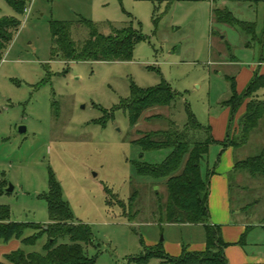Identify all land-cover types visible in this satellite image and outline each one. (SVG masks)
Listing matches in <instances>:
<instances>
[{"label":"rangeland","instance_id":"obj_1","mask_svg":"<svg viewBox=\"0 0 264 264\" xmlns=\"http://www.w3.org/2000/svg\"><path fill=\"white\" fill-rule=\"evenodd\" d=\"M0 3V18L16 16L21 21L0 61V206L10 209L11 219L48 223L42 195L48 193L53 174L75 220L91 228L93 241L85 249L93 264H139L136 259L145 245L160 241L171 255L179 254L183 244L189 249L204 243L203 225L164 221L167 187L136 175L133 162L141 150L133 141L140 133L168 128L169 120L183 125L187 106L203 125L226 110L221 104L231 96L226 76L242 83L241 76L264 56V0H221L217 5L213 0H32L22 14ZM214 6L254 23V31L215 22ZM81 19L93 22L103 34L133 24L145 39L130 61L69 62L55 57L51 21L71 22V36L80 45L90 35ZM162 79L180 93L178 98L172 106L146 110L132 126L128 109L115 107L130 96L132 81L148 88ZM244 88L240 85L241 93ZM257 97L264 100V88ZM153 115L162 118L150 119ZM241 115L237 113L229 136L237 145L231 155L235 163L264 149V117L245 140ZM220 149L211 146L202 164L204 176ZM167 153L144 152L143 160L159 163ZM227 176L226 240L238 241L240 229L252 225L244 246L226 248L229 264L264 262V174L241 169ZM10 185L14 189L7 192ZM33 232L27 229L25 236ZM46 241L44 235L35 245L20 242V247L42 252ZM148 264L167 263L154 258Z\"/></svg>","mask_w":264,"mask_h":264},{"label":"trees","instance_id":"obj_2","mask_svg":"<svg viewBox=\"0 0 264 264\" xmlns=\"http://www.w3.org/2000/svg\"><path fill=\"white\" fill-rule=\"evenodd\" d=\"M3 1L17 14L24 13L28 3V0ZM219 1L221 0H213L216 5ZM212 15L217 23L239 25L248 31L255 29L254 23L238 20L227 8L214 6ZM81 22L90 29V35L79 45L71 36V22L51 21L52 53L55 57L69 62L130 61L136 45L145 39L142 31L133 24L114 28L109 34H103L97 30L93 22L86 19H81ZM154 23L158 26L159 18L155 17ZM20 24L21 21L16 16L0 18V61ZM259 63H264V56L260 58ZM229 80L231 96L222 102L224 107L230 109L227 135L223 141L214 138L212 126L200 123L189 106L186 108L187 121L183 125L179 126L173 120H169L168 128L140 133V137L133 141L141 150L140 159L133 162L136 175L150 178L155 183L163 181L167 187L164 221L203 225L206 236L203 250H189L183 244L178 256L168 253L162 241L154 245H145L144 254L136 259L139 264H148L154 258L167 264H229L226 248L231 244L239 246L246 244L247 233L252 225L245 227L238 241L229 242L224 239L222 225L211 222L210 177L216 170L208 169L206 176L202 171V164L212 145L222 146L223 150L237 146L229 142V136L236 115L244 103L245 111L240 116L243 139L248 138L250 131L257 127L264 117V100L257 97V92L264 88V74L260 72V65L255 69L251 81L242 93L237 90L235 77ZM179 94L165 79L148 88H142L132 81L130 96L122 99L119 107L115 108L128 109L130 123L133 126L146 110L172 106ZM153 118L162 116L150 117ZM155 150H164L168 153L159 163L143 160L144 152ZM241 169H248L252 175L264 174V149L259 155L236 162L234 170ZM42 197L47 201L49 209L47 224L13 221L10 209L7 206H0V242L8 243L16 239L23 245H35L40 238L47 236L42 252H26L19 247L4 253L0 264H93L95 259L89 257L85 249V245L93 241L91 228L88 224L75 220L69 204L63 200L61 185L53 174H50L48 193ZM136 197L137 191L130 198V208ZM27 229L33 230V234L25 236ZM65 237H68L69 241L60 242V239Z\"/></svg>","mask_w":264,"mask_h":264},{"label":"crops","instance_id":"obj_3","mask_svg":"<svg viewBox=\"0 0 264 264\" xmlns=\"http://www.w3.org/2000/svg\"><path fill=\"white\" fill-rule=\"evenodd\" d=\"M1 6L3 7L2 3H0V15H2V13H3ZM222 62L224 64L225 63L226 64H234L235 63V61H222ZM259 65L261 68V73L264 74V71L262 70L264 63H259V61H258L257 65L253 66L251 68V70L247 72V74L241 76L242 79H245L242 81V83L240 82V79L236 78L235 76H229L228 75L226 77L228 80L231 77H235L236 82H237V90L239 93H241L240 85H242V87H244L245 85L247 86L249 84V82L251 81V79L254 75L255 69ZM244 111L245 110L241 107L239 110V114H240V112L242 114ZM229 118H230V109L229 108H226V110L224 109L219 117H212L211 118L209 125L212 126V134L216 140L223 141L225 139V137L227 135ZM220 147H221L220 156H219L218 160L216 161V163L213 167H210V166L208 167V169H215L216 170V173L210 177L211 193L209 196V209H210L211 219L214 218V223L222 225L223 236H224V239L226 240L227 238H225V230H226V226H225V197H226V193H227V190L229 187L227 173L231 172V171H235L234 170L235 169V162L233 161L232 156H231L232 153L234 152V148L230 146V147L226 148L225 150H223V147L222 146H220ZM212 203H213V206H212ZM48 223H49V221H48ZM244 231H245V229L241 228L239 231V236H241V234ZM226 241H229V240H226ZM236 241H237V238L232 240V242H236ZM229 242H231V241H229ZM19 247H20V241L16 240V239L11 240L8 243H5V242L1 243L0 242V259L4 253H7L11 250H15ZM164 247H165V245H164ZM204 248H205V242L200 243L198 246H196V248L190 247L189 250H203ZM165 250L167 251L166 248H165ZM181 250H182V247L179 250V254L181 253ZM179 254H176L175 256H178ZM241 264H253V263H248L246 261V259H244L243 263H241ZM257 264H264V262L263 261H257Z\"/></svg>","mask_w":264,"mask_h":264},{"label":"water","instance_id":"obj_4","mask_svg":"<svg viewBox=\"0 0 264 264\" xmlns=\"http://www.w3.org/2000/svg\"><path fill=\"white\" fill-rule=\"evenodd\" d=\"M20 131H21V132H25V131H26V128H25V127H21V128H20ZM13 189H14L13 185H10V186L7 188V192H11V191H13Z\"/></svg>","mask_w":264,"mask_h":264},{"label":"built area","instance_id":"obj_5","mask_svg":"<svg viewBox=\"0 0 264 264\" xmlns=\"http://www.w3.org/2000/svg\"><path fill=\"white\" fill-rule=\"evenodd\" d=\"M28 1L32 2V0H28Z\"/></svg>","mask_w":264,"mask_h":264}]
</instances>
